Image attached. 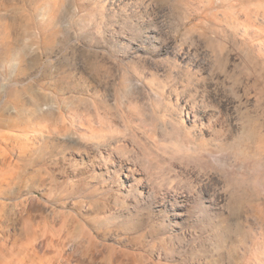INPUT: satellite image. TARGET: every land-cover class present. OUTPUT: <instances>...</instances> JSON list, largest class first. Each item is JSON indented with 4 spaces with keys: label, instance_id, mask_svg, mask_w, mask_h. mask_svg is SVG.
<instances>
[{
    "label": "rangeland",
    "instance_id": "obj_1",
    "mask_svg": "<svg viewBox=\"0 0 264 264\" xmlns=\"http://www.w3.org/2000/svg\"><path fill=\"white\" fill-rule=\"evenodd\" d=\"M0 264H264V0H0Z\"/></svg>",
    "mask_w": 264,
    "mask_h": 264
},
{
    "label": "bare ground",
    "instance_id": "obj_2",
    "mask_svg": "<svg viewBox=\"0 0 264 264\" xmlns=\"http://www.w3.org/2000/svg\"><path fill=\"white\" fill-rule=\"evenodd\" d=\"M176 124H179V123H178L177 121H175V125H176Z\"/></svg>",
    "mask_w": 264,
    "mask_h": 264
}]
</instances>
